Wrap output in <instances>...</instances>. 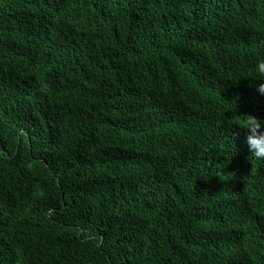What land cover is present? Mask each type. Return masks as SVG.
I'll list each match as a JSON object with an SVG mask.
<instances>
[{"label":"trees","instance_id":"16d2710c","mask_svg":"<svg viewBox=\"0 0 264 264\" xmlns=\"http://www.w3.org/2000/svg\"><path fill=\"white\" fill-rule=\"evenodd\" d=\"M264 0H0V264H264Z\"/></svg>","mask_w":264,"mask_h":264},{"label":"clouds","instance_id":"9594fccd","mask_svg":"<svg viewBox=\"0 0 264 264\" xmlns=\"http://www.w3.org/2000/svg\"><path fill=\"white\" fill-rule=\"evenodd\" d=\"M253 71L258 78L264 81V56L255 61ZM255 87L257 93L264 96V82ZM240 128L244 130V142L251 154L257 159H264V119L246 115Z\"/></svg>","mask_w":264,"mask_h":264}]
</instances>
